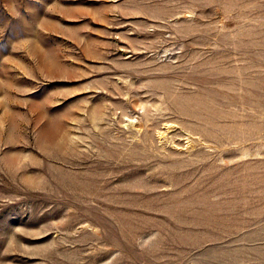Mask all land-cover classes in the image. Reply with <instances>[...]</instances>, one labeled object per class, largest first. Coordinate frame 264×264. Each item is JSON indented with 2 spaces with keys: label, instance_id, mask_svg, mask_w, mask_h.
I'll list each match as a JSON object with an SVG mask.
<instances>
[{
  "label": "rangeland",
  "instance_id": "374dc122",
  "mask_svg": "<svg viewBox=\"0 0 264 264\" xmlns=\"http://www.w3.org/2000/svg\"><path fill=\"white\" fill-rule=\"evenodd\" d=\"M0 264H264V0H0Z\"/></svg>",
  "mask_w": 264,
  "mask_h": 264
}]
</instances>
